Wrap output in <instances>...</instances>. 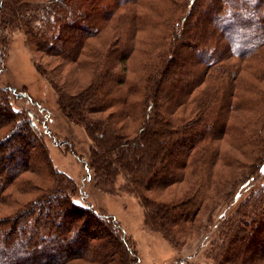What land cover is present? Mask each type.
Wrapping results in <instances>:
<instances>
[{
  "label": "trees",
  "instance_id": "16d2710c",
  "mask_svg": "<svg viewBox=\"0 0 264 264\" xmlns=\"http://www.w3.org/2000/svg\"><path fill=\"white\" fill-rule=\"evenodd\" d=\"M39 1L1 0L0 30H22L29 45L57 58L59 65L74 63L80 69L88 65L80 57L91 58L89 80L77 93L54 86L63 115L91 141L83 161L92 171L90 180L101 192L133 195L143 208L144 224L175 245L195 221L210 184H219L218 163L238 166L237 155H225L218 142L227 129L238 132L227 121L241 105L233 101L236 77L250 53L235 48L231 34L221 30L239 24L232 34L243 44L253 32L256 46L264 45V15L254 21L252 13L264 8V0H185L176 19L172 14L162 19L166 30L133 78L126 76V62L143 22L135 11L139 0H51L43 6ZM166 1L169 9L175 6V0ZM121 7L125 11L111 31L101 34ZM233 54L239 63L229 62ZM253 55L262 58L264 52ZM35 68L53 85L51 75ZM253 72L256 80H264V63ZM3 89L0 129L8 132L0 138V203L6 185L20 174L30 173L45 184L23 177L17 189L32 198L15 200V210L0 216V264H134L136 250L124 230L112 215L92 209L70 176L52 169L43 134L27 111L11 107ZM262 89L257 95L264 101ZM110 108L114 110L95 117ZM263 114L264 108L258 111ZM125 119L139 123L131 134ZM242 124L246 134L231 147L245 157L241 148L250 153L263 148V125L250 129ZM31 151L40 160L29 163ZM256 162L258 173L264 174V159ZM185 183L179 194L153 198ZM210 245L212 264H264V181L224 216Z\"/></svg>",
  "mask_w": 264,
  "mask_h": 264
},
{
  "label": "rangeland",
  "instance_id": "374dc122",
  "mask_svg": "<svg viewBox=\"0 0 264 264\" xmlns=\"http://www.w3.org/2000/svg\"><path fill=\"white\" fill-rule=\"evenodd\" d=\"M49 1L51 0H40L39 5H47ZM184 1L175 0V6L171 9L167 6L169 3L166 0L138 1L135 11L143 22L137 27L135 48L126 62L128 78L139 74L140 65L153 52L150 46L156 43L166 30L162 19L167 18L168 14H172L176 19L183 10L181 5ZM254 9L249 7L250 12ZM124 11L122 7L114 10L112 19L101 29V34L109 33L116 17L123 14ZM252 13H255L253 17L256 21L260 14L264 15V8ZM254 21H250L251 27L256 26ZM263 22L262 26H264ZM237 27L240 25L230 24L221 31L227 36L231 34L232 45L235 48L242 47L250 53L245 57L247 59L241 62L236 77L238 86L233 101L241 102V105L231 113V117L227 121L228 127L238 126L236 127L238 132L227 129V133L218 143L221 146V152L226 151L225 155L228 153L237 155L238 166H226L221 162L218 163L215 170L219 184L216 182L210 184L207 198L200 207L195 221L186 228V234L178 238L175 245L167 241L159 232L144 224L143 208L133 195L124 192L114 194L101 192L93 186L92 180H90L92 171L85 168L83 161L87 160L91 141L81 126L71 122L63 115L57 104L54 86L71 95L77 93L89 80L91 58L81 56L79 61L82 60L88 65H84L80 69L74 63L59 65L57 58L37 51L29 45L25 41L22 30H0V88H4L3 91L8 93L11 107L18 111H27L28 118L35 123V130L43 134L42 145L46 149L48 163L52 169L70 176L78 188L83 191L85 195L83 200L100 214L112 215L116 224L124 230L125 237L136 250L137 259L134 264H212L209 257L210 244L211 240L215 238L224 216L243 201L252 186L264 181V174L258 173L259 162H256L258 159L259 161L264 159V146L263 148L260 146L259 150L255 149L252 153L249 148H241L244 150L245 157L231 147L232 143L235 144L246 134L239 128L243 125L242 123L249 126L250 129L262 124L263 130L260 133V138L264 141V114L258 116V111L260 112L264 108V101L260 100L257 95L263 90L264 80H256L253 72L258 65L264 63V57L258 59L252 57L253 54L264 52V45L256 46L257 39L256 36L253 37V32H250L247 37L248 41L243 44L238 36L232 34L234 28ZM262 43L264 44V41ZM95 47L97 44L92 43V48ZM146 53L150 55L145 56ZM200 59L203 60V58ZM229 62L239 63L237 55L233 54V58ZM35 64L46 74L51 75L53 85L47 81L44 74H39L36 71ZM113 110L110 108L107 112L95 114V117L104 116ZM188 114L189 107L183 115L187 117ZM238 120H242L241 123H238ZM124 121L125 128H128L126 132L129 131L130 134L139 125L137 121H126V119ZM7 132V127L0 129V138L4 137ZM35 156L36 154L31 151L29 163L40 160ZM45 171L44 167L40 169L43 174L46 173ZM23 177H31L35 183L40 185L45 184V181L42 179L38 181V178L36 179L30 173L18 175L15 180H11L6 185L2 193L5 201H3L4 204L0 203V216L7 217L15 210V200L22 202L32 198V193H21L17 189ZM118 183H120V179L117 181ZM185 185L187 184L169 187L165 193L162 191V194L160 192L154 194L153 198L165 200L169 193L179 194ZM76 201H81L79 195H77ZM17 234L18 231H16Z\"/></svg>",
  "mask_w": 264,
  "mask_h": 264
}]
</instances>
